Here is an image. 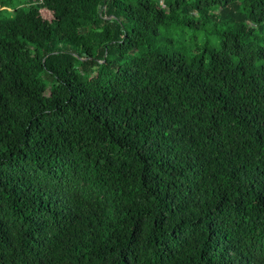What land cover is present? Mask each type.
<instances>
[{"label":"trees","instance_id":"16d2710c","mask_svg":"<svg viewBox=\"0 0 264 264\" xmlns=\"http://www.w3.org/2000/svg\"><path fill=\"white\" fill-rule=\"evenodd\" d=\"M0 264H264V0H0Z\"/></svg>","mask_w":264,"mask_h":264},{"label":"rangeland","instance_id":"374dc122","mask_svg":"<svg viewBox=\"0 0 264 264\" xmlns=\"http://www.w3.org/2000/svg\"><path fill=\"white\" fill-rule=\"evenodd\" d=\"M164 33V30H161L160 32V36ZM187 35L185 38L183 37H176L175 38V45L176 46H179V45H185L188 49H190L189 53H193V51H197L198 49H200L201 47H196L195 44L191 43L190 41V32L187 31ZM202 36L203 34L201 33L200 35H198V39L196 41H198V43L200 44L201 43V40H202Z\"/></svg>","mask_w":264,"mask_h":264},{"label":"water","instance_id":"95a60500","mask_svg":"<svg viewBox=\"0 0 264 264\" xmlns=\"http://www.w3.org/2000/svg\"><path fill=\"white\" fill-rule=\"evenodd\" d=\"M107 0H105V2H106Z\"/></svg>","mask_w":264,"mask_h":264}]
</instances>
